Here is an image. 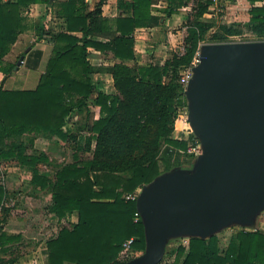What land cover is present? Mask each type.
I'll return each mask as SVG.
<instances>
[{
	"label": "trees",
	"instance_id": "1",
	"mask_svg": "<svg viewBox=\"0 0 264 264\" xmlns=\"http://www.w3.org/2000/svg\"><path fill=\"white\" fill-rule=\"evenodd\" d=\"M156 1L160 0H119L122 13L107 18L102 15L107 0H98L92 8L86 0H0L4 79L17 69V60L4 63L2 59L26 29L25 13L31 5L56 6L55 16L63 23L59 32L38 26L36 39L45 40L51 53L34 89L4 90L0 85V164L28 168L29 185L50 195L48 211L58 220L76 215L75 222L46 240L45 264H115L122 243L129 238H134L133 250L144 251L143 225L140 219L134 221L136 202L126 196L181 166L183 158L187 163L194 159L187 149L196 139L173 136L178 110L186 105L179 73L215 24L203 20L212 0L194 2L185 22L182 54L173 52L162 65H139L134 32L161 25L162 18L151 13ZM164 1L166 5L158 11L167 17L191 2ZM231 2L246 7L248 21L220 23L208 42L224 43L241 34L242 28L257 41L264 40V0ZM89 49L112 55L118 62L95 65ZM25 57V64L36 68L41 52L34 50ZM105 73L112 78L113 94H106L93 81L95 74ZM89 107L97 111L96 118ZM84 112L79 130H86L88 136L64 129L73 116ZM37 137L72 143V161L56 166L53 176L42 174L37 165L48 158L32 150ZM80 151L90 153L91 158L79 159ZM7 195L0 183V208ZM9 212L4 210L0 224ZM20 239L0 228V264L15 263L14 258L4 260L3 256L12 253L9 245ZM166 264H264V233L237 231L223 249L218 235L190 238Z\"/></svg>",
	"mask_w": 264,
	"mask_h": 264
},
{
	"label": "water",
	"instance_id": "2",
	"mask_svg": "<svg viewBox=\"0 0 264 264\" xmlns=\"http://www.w3.org/2000/svg\"><path fill=\"white\" fill-rule=\"evenodd\" d=\"M183 94L202 153L191 174L174 167L141 187L145 247L125 264H160L169 237L208 239L264 212V41L203 44Z\"/></svg>",
	"mask_w": 264,
	"mask_h": 264
},
{
	"label": "crops",
	"instance_id": "3",
	"mask_svg": "<svg viewBox=\"0 0 264 264\" xmlns=\"http://www.w3.org/2000/svg\"><path fill=\"white\" fill-rule=\"evenodd\" d=\"M64 0H55V2L59 3ZM90 8L94 6V4L98 0H86ZM196 0H191V2L182 7L180 11L177 14L171 15L167 17L165 14L161 13L158 10H161L166 5L164 0L156 1V4L153 5V10L151 13L153 15L160 16L162 18V23L160 26L153 27L150 29L145 28H139L136 29L134 32V51H135V59L136 62L139 65H148V64H154V65H162L166 59L170 58L171 54L173 52L177 51V47L174 42L175 34H172L170 32V27L173 25H179L181 28L183 24L186 22L189 14L192 12V7L194 5V2ZM119 0H107L105 5L102 7V15L107 18H115L118 15H120L122 12L119 9L118 6ZM56 6H48L45 4L37 3L31 5L27 9V13L25 15V23H26V29L18 36L16 42L12 45L10 52L2 59L4 63H13L21 54H24L22 57V62L19 66H17V69L15 72H13L9 77L4 79L3 74L0 72V85L2 82V87L4 90H32L36 87L40 75L44 72L46 61L50 55L51 47L50 45L43 39L37 40V36L35 38L33 30H36V22L37 20H40L46 12H49L51 10H55ZM47 18V16H46ZM43 25L42 22H39L38 26ZM168 28L169 31L165 33L164 29ZM166 34V36H164ZM178 34V33H177ZM101 40V39H99ZM151 41L155 42L156 44H151ZM178 44L181 43L180 41L177 42ZM148 47L150 50H148ZM138 48V49H137ZM29 49V50H28ZM28 50V51H27ZM40 51L41 57L40 62L37 65L36 68H32L34 71V74L30 75V67H28L25 64V56L31 51ZM151 52V53H149ZM90 53V60L95 65H102V66H111L115 62H118L117 59H115L112 55L109 54H103L99 51H95L93 49H89ZM146 53V54H144ZM20 57V58H21ZM16 61V63H17ZM30 76L32 78H30ZM107 77V78H106ZM4 79V81H2ZM107 81V84L105 86H99L101 81ZM93 81L96 83V85L106 94H113L115 93L114 87H113V81L109 74H95L93 77ZM102 85V84H101ZM110 88L111 90H108L107 88ZM93 97L88 100L92 101ZM93 110V109H92ZM95 118L97 117V111ZM71 125V123H67L64 126V129L67 125ZM72 132V130H70ZM33 149H38L39 152L44 153L48 161L45 163H39L37 168L39 171L46 175V176H53L55 173L56 167H51L53 164V159H57L59 157L58 151L60 148L57 147H63L68 148L69 143L67 141H59L56 138H52L51 140L45 139L42 137H37L33 141ZM30 153V151H29ZM64 159V158H62ZM60 162V160L58 161ZM68 163V162H66ZM64 164V163H63ZM50 165V166H48ZM61 165V164H59ZM10 168V167H8ZM11 167L9 169L10 171H18V170H25L28 168L26 167H18L14 168ZM21 168V169H20ZM29 188L31 190L30 196L26 198L25 204L28 209H30L31 213L30 216L33 217V221H39L41 222V216L42 219L45 217H48L49 219L53 220L55 219L58 221V219L48 211V206L50 205V195H48L45 191H40L37 189H34L31 185H29ZM20 212L25 215L26 212L24 209L20 210ZM45 212L47 214H45ZM34 213L37 215L34 216ZM64 220V219H62ZM69 220L73 223L76 221V215L73 214ZM12 221V222H10ZM8 223H6V227L4 228V231L8 234H14V235H20L21 240L24 241L25 244H30L31 246L27 249L28 254V262L24 261L22 263L24 264H45L46 263V245L45 242L48 238L55 236L50 235L49 237L40 238L36 236L29 237L27 233L24 231V225L25 222L16 223V221L10 220ZM26 221V220H23ZM20 226V227H19ZM17 227V229H15ZM246 230L251 229V226H245ZM251 231V230H250ZM57 233V232H56ZM33 240L30 241V240ZM22 247V246H20ZM120 254V253H119ZM24 259V258H23ZM16 264V263H13Z\"/></svg>",
	"mask_w": 264,
	"mask_h": 264
},
{
	"label": "rangeland",
	"instance_id": "4",
	"mask_svg": "<svg viewBox=\"0 0 264 264\" xmlns=\"http://www.w3.org/2000/svg\"><path fill=\"white\" fill-rule=\"evenodd\" d=\"M245 2V1H244ZM91 5V4H90ZM221 10H219V12H207L203 15V20L205 21H212L213 22V27L212 29L207 33L206 37H205V41L201 42L200 45L202 46L203 44H209L208 42V38L209 36L214 32V30H216V27L223 22L224 20L228 21V22H241V25L244 24V22L248 21V15L245 13L246 12V7H244L241 3L240 4H235L233 2H231V0H226V2H224L223 7L220 5ZM27 13V12H26ZM25 13V15H26ZM47 16V18H46ZM39 22H42V26L44 27L45 30H49L52 32H59L61 31L62 27H63V23L62 20L57 18L55 16V12L54 10H51L49 12H46L45 15L40 19L37 20L36 24V30L33 32L36 38L37 36V30H38V24ZM165 33H167L169 31L168 28L164 29ZM170 32L172 34H175L176 36L174 37V44L176 46H178L176 49L177 51L179 50L180 46H182V41L183 38L186 36V27H185V23L183 24V26L180 28L179 25H173L170 27ZM178 33V34H177ZM164 36H166V34H164ZM181 42V43H177V42ZM251 41H257V39L251 35L250 33H248V31L245 28H242V33L237 35V36H232L229 37L224 43H238V42H251ZM260 41V40H259ZM264 41V40H261ZM153 44H156L155 42L151 41V44L153 46ZM200 46V47H201ZM138 49V48H137ZM148 50H150V48L148 47ZM51 53V52H50ZM151 53V52H149ZM146 54V53H144ZM17 60V59H16ZM15 60V61H16ZM45 69V68H44ZM15 72V70L13 71ZM181 72V71H180ZM34 74L33 69H30V75L32 76ZM30 76V78H32ZM179 77H180V73H179ZM107 78V77H106ZM99 86H105L107 84V81L103 80L101 81ZM102 84V85H101ZM108 90H111L109 87L107 88ZM91 103V102H90ZM92 107H89V109L94 113V116L96 115V112H94L92 109ZM181 115L183 116V112L182 110L180 111ZM84 117H85V112L83 114H76L75 116H73L69 123H71V125H67L65 127V129L67 130H72V132H75L76 134L86 137L88 136L89 132H87L86 130H79L80 129V125L82 122H84ZM93 117V116H92ZM94 118V117H93ZM180 118V116H179ZM180 125L177 127H175V130L173 132V136L174 138L177 137H183L186 138L188 137V132H187V127L189 128L188 125L183 124L182 122L179 123ZM185 127L183 130L181 129V127ZM72 144V143H71ZM71 144H69L68 148H64V150L62 149L63 147H57L60 148V150L58 151V155L59 157L57 159H53V164L51 165V167H56L59 164H63L66 162H71L72 161V154H73V150L71 148ZM33 151H36L37 153L39 152L38 149H32ZM30 150V152L32 151ZM29 152V151H28ZM78 157L81 160H87L91 158V154L88 152H78ZM64 158V159H62ZM60 160V162H58ZM186 158H183V164L181 166L178 167V170L181 172H184L186 174H191V172L193 171L194 165H193V160L191 162H186ZM50 166V165H48ZM10 167V168H8ZM11 167L14 168H18V167H22L19 166L18 164L12 163V164H0V183L2 185H4V187L7 190V198L5 199L3 206L0 208V223H1V218H2V214L4 213V210L7 209V211L10 210L9 214L6 217V222H4L3 224H0V228L3 229L6 227V223H8L10 220L16 221V223H22L25 222L24 225H21L22 227L24 226V231L27 233V235L29 237L32 236H36V237H42L45 238L49 237L50 235H55L56 232L62 228V227H69L71 225V221L68 219H64V220H58L56 221L55 219L51 220L48 217H45L42 219L41 216V222L34 220L33 221V217L30 216V209H28L26 207L25 204V200L27 197H29L32 188H29V178L31 176L30 170L25 169V170H18V171H10L9 169H11ZM21 169V168H20ZM141 189V188H139ZM29 193V194H28ZM24 209L26 212L25 215H23L20 210ZM263 213V212H262ZM262 213L256 218V221L253 225H251V228H254L255 230L257 228V221L260 218V216L262 215ZM45 214H47L45 212ZM37 215L36 213H34V216ZM71 218V217H70ZM26 220V221H23ZM12 222V221H10ZM20 227V226H19ZM15 229H17V227H15ZM246 227L242 226V225H236V224H231L228 226L223 227L220 231H218V233L216 235H218L219 238V246L221 249L225 248L230 236L232 234H234L237 231H241V230H245ZM259 231V230H258ZM263 232L264 231H260ZM189 240V236H171L168 238L166 247H165V252L164 255L162 257L161 263L160 264H166L171 262L174 259V252L176 250V248L178 246H187ZM30 241L33 242V240L31 239ZM11 248L12 253H8L6 255L3 256L4 260H10L12 258H14L16 261V264H20L21 261L23 260L24 263L28 262V254L27 253V249L31 246L30 244H25L24 241H22L21 239L15 243H12L11 245H9ZM22 246V247H20ZM143 253V251H135V253H127L125 258L123 259V263H125L126 261L135 258L139 255H141ZM24 258V259H23ZM22 259V260H21ZM22 261V262H23ZM22 263V264H24Z\"/></svg>",
	"mask_w": 264,
	"mask_h": 264
},
{
	"label": "built area",
	"instance_id": "5",
	"mask_svg": "<svg viewBox=\"0 0 264 264\" xmlns=\"http://www.w3.org/2000/svg\"><path fill=\"white\" fill-rule=\"evenodd\" d=\"M224 2H226V0H212V5L210 6L209 11L210 12H212V11L219 12V10H221L220 5L223 7ZM226 22H228V21L224 20L221 23H226ZM200 46L201 45L199 44V47H198V49H197L192 61L189 63V65L184 66L181 69L180 77H179V84L182 86L183 91L185 90L190 78L193 75V68L195 66H197V64L199 63ZM183 51H184L183 46H180L179 50L177 51L178 55L182 54ZM181 110L184 113L183 116L180 113ZM178 111H179V113H178V118L175 121V127H177V125L179 126L180 125L179 123H181V122L183 124H186V125L189 126V123L187 121V103H186L185 106L180 107ZM179 116H180V118H179ZM184 128L185 127H181L182 130ZM187 132H188V136L189 135L193 136L190 126H189V128L187 127ZM177 138H183V137H177ZM187 153L188 154H192L194 156V158H196L197 156H199L202 153L201 146H200V144H199L197 139H196L195 143H192V144L189 145V147L187 149ZM139 192H140V189L136 190V192L134 194L127 195L126 199L135 200L136 201V198H137ZM134 217H135L134 221H137L138 219H140L139 213L137 211L135 212ZM257 222H258L257 223L258 230L259 231H264V212L262 213V215L260 216V218L258 219ZM250 230L251 231H257V229L255 230L254 228H251ZM250 230L249 229H247V230L245 229V231H250ZM133 242H134V238H129V239L125 240L122 243L121 251H120V254H119L118 258L116 259L115 264H125L127 261L125 263H123V259L125 258L126 254L127 253H133V252L135 253V250H133L132 247H131Z\"/></svg>",
	"mask_w": 264,
	"mask_h": 264
}]
</instances>
